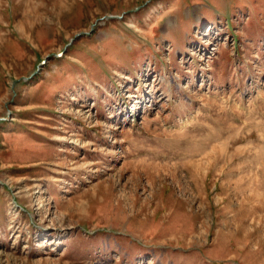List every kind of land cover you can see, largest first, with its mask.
<instances>
[{"label":"rangeland","instance_id":"obj_1","mask_svg":"<svg viewBox=\"0 0 264 264\" xmlns=\"http://www.w3.org/2000/svg\"><path fill=\"white\" fill-rule=\"evenodd\" d=\"M0 264H264V0H0Z\"/></svg>","mask_w":264,"mask_h":264},{"label":"water","instance_id":"obj_2","mask_svg":"<svg viewBox=\"0 0 264 264\" xmlns=\"http://www.w3.org/2000/svg\"><path fill=\"white\" fill-rule=\"evenodd\" d=\"M73 39H74V37H72V38L70 39L69 43H70Z\"/></svg>","mask_w":264,"mask_h":264}]
</instances>
